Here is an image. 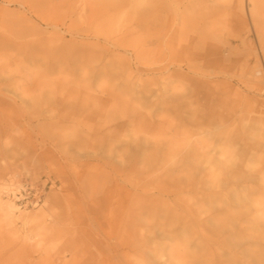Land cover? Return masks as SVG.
Returning <instances> with one entry per match:
<instances>
[{
	"label": "rangeland",
	"instance_id": "rangeland-1",
	"mask_svg": "<svg viewBox=\"0 0 264 264\" xmlns=\"http://www.w3.org/2000/svg\"><path fill=\"white\" fill-rule=\"evenodd\" d=\"M248 6L0 0V202L17 209L0 208V264H148L151 250L229 264L207 229L181 235L191 194L181 218L134 226L127 206L193 187L200 111L232 160L256 148L249 168L263 167L264 4L259 27Z\"/></svg>",
	"mask_w": 264,
	"mask_h": 264
},
{
	"label": "bare ground",
	"instance_id": "bare-ground-1",
	"mask_svg": "<svg viewBox=\"0 0 264 264\" xmlns=\"http://www.w3.org/2000/svg\"><path fill=\"white\" fill-rule=\"evenodd\" d=\"M262 3V0H248L249 16L255 27H259ZM180 52L184 55L186 48L182 46ZM201 112L196 121L198 137L193 149L196 162L193 187L171 195L159 190L150 195L145 191L138 194L136 202L128 204L127 215L131 216V220L136 217L137 222H131L134 226L138 225V221L145 222L144 218L152 214L159 218L175 215L181 218L176 209L181 204L177 198L191 194L199 209L190 210L186 218L184 216V223L177 222L182 224L179 231L186 242L189 241V228H205L216 239L215 243L227 247L229 264H264V165L257 170L249 168L248 158L257 154L256 148L246 151L244 159L236 157L232 160L234 156L228 155L227 149L223 148L227 142L217 138L215 129L211 128L212 113ZM148 149L146 143L136 145L129 152L131 165L136 166L147 159ZM171 196L175 199L171 200ZM190 200L194 201L193 198ZM1 202L0 208L8 216L17 210L13 203ZM71 204L69 201L68 205ZM205 213L208 216L203 218ZM148 253V264L181 263L173 253L168 256L165 252L159 255L153 250Z\"/></svg>",
	"mask_w": 264,
	"mask_h": 264
}]
</instances>
